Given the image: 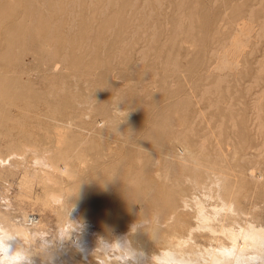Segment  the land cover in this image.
Masks as SVG:
<instances>
[{
    "label": "rangeland",
    "instance_id": "374dc122",
    "mask_svg": "<svg viewBox=\"0 0 264 264\" xmlns=\"http://www.w3.org/2000/svg\"><path fill=\"white\" fill-rule=\"evenodd\" d=\"M55 1H0V30L7 29L0 34V56L8 60L4 57L5 65L0 60V76L9 81L0 96V215L35 216L50 236L52 228L64 227L69 235L64 244L45 237L46 248L57 246L50 245V252L62 253L51 263L60 264L72 256L68 264H98L104 257L118 261L114 264L129 261L127 254L126 262L116 259L124 251L107 247L93 253L98 259L92 252L81 256L82 239L74 236L89 239L92 227L79 216H67L73 223L66 217L74 208L69 197L85 194L101 178L110 180V188L138 183L128 196V217L132 209L137 216L144 212V227L160 232L186 236L197 225L195 198L206 212L214 208L225 217L231 214L228 205L241 225L264 228V0ZM21 3L27 8L30 3L29 10ZM14 31L21 33L13 36ZM190 155L200 170L193 169ZM41 160L54 165L49 169ZM165 162L179 166L170 172L176 179L154 175ZM64 164V172H76L73 178L63 172ZM182 199L187 205L178 207ZM29 224L30 232L38 229ZM235 224V230L243 227ZM43 232L28 249L44 250ZM205 235L193 231L189 247H216ZM32 259L40 264L37 255Z\"/></svg>",
    "mask_w": 264,
    "mask_h": 264
},
{
    "label": "bare ground",
    "instance_id": "6f19581e",
    "mask_svg": "<svg viewBox=\"0 0 264 264\" xmlns=\"http://www.w3.org/2000/svg\"><path fill=\"white\" fill-rule=\"evenodd\" d=\"M2 1V0H0ZM31 1V0H30ZM34 1V0H32ZM58 1V0H57ZM55 1V2H57ZM70 1V0H69ZM74 1V0H73ZM78 2V0H76ZM89 1V0H88ZM145 1V0H144ZM148 1V0H147ZM231 1V0H230ZM229 1V2H230ZM68 2V1H66ZM71 2V1H70ZM107 2V1H106ZM105 2V3H106ZM136 2V1H135ZM261 2V1H260ZM31 3V2H30ZM29 3V7H30V4ZM36 3V2H35ZM58 3V2H57ZM73 3V2H71ZM89 3V2H88ZM142 3V2H141ZM22 4V3H21ZM46 4V3H45ZM64 4H65V1H64ZM133 4V2L131 3ZM144 4V3H142ZM25 6L28 5L25 3L22 4L21 6ZM70 4H68L69 6ZM75 5V4H74ZM90 5V4H89ZM146 5V4H145ZM158 5V4H157ZM55 6L57 7V4H55ZM67 6V5H66ZM66 6H65V9H66ZM67 6V7H68ZM116 6V5H115ZM143 6V5H142ZM28 7V8H29ZM33 7V6H32ZM31 7V9H32ZM44 7V6H43ZM105 7V6H104ZM27 7L25 8L26 11H28ZM69 8V7H68ZM72 8V7H70ZM129 8V7H128ZM168 8V7H167ZM28 9V10H27ZM30 9V10H31ZM58 9V7H57ZM104 9V8H103ZM146 9V8H145ZM159 9V8H158ZM252 9V8H251ZM63 10V9H62ZM105 10V9H104ZM25 11V12H26ZM45 11V10H44ZM64 11H67V10H64ZM129 11V10H128ZM20 12V11H18ZM25 12L23 14H25ZM27 12L29 13V15L33 12H35V10H33V12ZM57 12V11H56ZM68 12V11H67ZM26 13V14H27ZM71 13V14H70ZM70 17L74 14H72V12H70ZM151 13V12H150ZM15 14H17V12H15ZM15 14L13 15L15 17ZM20 14V13H19ZM46 14V13H45ZM62 14V13H61ZM68 14V13H67ZM18 15V14H17ZM16 15V19H17V16ZM47 15V14H46ZM98 15V14H97ZM134 15V14H133ZM132 15V17H134ZM12 16V19L13 18ZM22 16V15H21ZM27 16V15H26ZM25 16V18H26ZM35 16V15H33ZM63 16V15H62ZM62 16H59V17H62ZM55 17V15H54ZM69 17V16H67ZM123 17H125L123 15ZM8 18V21L10 20ZM48 18V17H47ZM64 18V17H62ZM149 18V16L147 17V19ZM248 18V17H246ZM87 19V18H86ZM107 19V18H106ZM136 19V18H135ZM10 20V21H11ZM30 19H28L29 21ZM145 20V18H144ZM143 20V21H144ZM8 21H6L8 23ZM32 21V19H31ZM29 21V22H31ZM34 21V20H33ZM72 21V20H71ZM70 21V23H72ZM216 21V20H215ZM19 22V21H17ZM16 22V24H17ZM24 22V21H23ZM67 22V21H66ZM123 22V21H122ZM146 22V21H145ZM3 23V22H2ZM5 23V24H7ZM13 23H15L13 21ZM34 23V22H33ZM143 23V22H142ZM220 23V22H219ZM10 24V23H9ZM74 24V23H73ZM115 24V23H114ZM131 24V23H130ZM11 25V24H10ZM19 23L16 25V27H20ZM24 25V23H23ZM153 25V24H152ZM30 26V25H29ZM39 26V25H38ZM52 26H54L52 24ZM70 25H68L67 28H69ZM8 27H11L8 25ZM13 29L15 30V25L13 24ZM23 27V26H22ZM21 27V29H22ZM33 27L30 26L29 28ZM4 28V27H2ZM51 28V27H50ZM137 28V27H136ZM139 28V27H138ZM5 29L4 28V31L3 30H0V34H1V31L2 34L5 32ZM12 29V27H11ZM71 29V28H70ZM7 30V29H6ZM17 30V29H16ZM24 30V29H22ZM32 30V29H31ZM67 30V29H66ZM112 30V29H111ZM126 31V30H125ZM136 31V30H135ZM155 31V30H154ZM15 32V31H14ZM10 33L11 35L14 34L17 35L19 33H21V31H17L18 33ZM56 32V31H55ZM67 32V31H66ZM7 33V32H5ZM30 33V31H29ZM50 33V32H49ZM41 34V33H40ZM48 35V34H47ZM133 35V34H132ZM131 35V37H132ZM135 35V33H134ZM45 36V35H44ZM2 37V36H1ZM3 37H6V36H3ZM41 37V35H40ZM43 37V36H42ZM152 37V36H151ZM13 38V37H12ZM10 35H9V40L7 41H10ZM45 38V37H43ZM14 40V39H13ZM12 40V41H13ZM152 40V39H151ZM259 40V39H258ZM2 41H6V40H2ZM224 41V40H222ZM2 42V44L4 43ZM7 43V42H6ZM234 43V42H233ZM232 44V43H231ZM236 44V43H235ZM9 45V43H7V46ZM5 47H7L5 44H4ZM221 48H223V44L220 45ZM255 46V45H254ZM3 48V47H1ZM92 48V47H91ZM217 48V47H216ZM9 49V48H8ZM66 49V48H65ZM2 50V49H1ZM0 50V51H1ZM10 50V49H9ZM140 50H143V49H140ZM4 51V49L2 50ZM0 52V54H2L3 52ZM64 51V50H63ZM6 52V50H5ZM9 53V51H8ZM211 53V52H210ZM140 54V52H139ZM13 55V54H12ZM102 56V55H101ZM0 57V60L2 59L1 63H3V59L5 57V62L8 61L6 60L7 57L3 55H1ZM215 57H217L215 55ZM20 58V57H19ZM220 63H219V66H222L224 67L226 64H225V59L224 58H220ZM144 62V61H143ZM256 63V62H255ZM6 64V63H5ZM4 63L2 65H5ZM139 64V63H138ZM255 65V64H254ZM253 65V66H254ZM257 65V64H256ZM57 66V65H56ZM3 67L0 65V69H2ZM55 69V68H54ZM264 69V68H262ZM207 70V69H206ZM261 71V70H260ZM258 72V70H257ZM256 72V73H257ZM3 74V73H2ZM223 74V73H222ZM226 74V73H225ZM259 74V73H258ZM262 74V73H261ZM209 77V76H208ZM259 77V76H257ZM217 79V78H216ZM221 79V78H220ZM218 79V80H220ZM217 80V81H218ZM223 80V79H222ZM257 81V80H256ZM224 82V81H222ZM9 83L8 79L5 77V76H0V96H2V94L6 91L5 89L7 88V84ZM217 83V82H216ZM253 83V82H252ZM226 84V83H225ZM255 84V83H254ZM257 84V83H256ZM215 85V84H214ZM218 86V85H217ZM216 86V87H217ZM239 88V87H238ZM247 88V87H246ZM219 89V88H218ZM264 89V88H262ZM261 89V90H262ZM260 90V91H261ZM204 91V90H203ZM201 93V92H200ZM207 94V93H206ZM176 95V94H175ZM202 97V95H201ZM230 98V97H229ZM197 99V98H196ZM254 102H257V101H254ZM259 102V101H258ZM253 104V103H252ZM255 106V105H253ZM259 106V105H258ZM209 107V106H208ZM231 107V106H230ZM260 108V107H259ZM209 109V108H208ZM255 109V107H254ZM226 110V109H225ZM207 111V109H206ZM260 111V110H259ZM119 113V112H117ZM198 114V113H197ZM200 115H201V112H200ZM258 116V115H257ZM203 117V116H202ZM197 118V117H196ZM195 118V119H196ZM194 119V120H195ZM255 120V119H254ZM155 125V124H154ZM252 127V126H251ZM250 127V128H251ZM139 128V127H138ZM153 129V128H152ZM204 139V138H203ZM177 141V140H176ZM264 147V146H262ZM235 154V153H234ZM233 154V155H234ZM43 159V157H42ZM178 157L175 158V160H177ZM190 161H193L194 159V165L193 166V169L194 170H200L201 168L199 167V165L197 164L196 162V159H195V156L193 155H190L189 158H188ZM5 161V160H4ZM36 161H40V160H36ZM35 162V161H34ZM36 162V163H38ZM46 162V161H45ZM44 160L42 161L41 160V163H45ZM47 163V162H46ZM44 164L46 166H49V165H54L53 163H47V164ZM178 163L179 164H182V168L183 169L184 167H186V162L185 160L182 161L180 159H178ZM40 164V163H39ZM42 164V166H43ZM65 165V164H64ZM51 166H49L51 169ZM64 167V166H63ZM66 165L65 167L63 168V172L64 170H67L66 169ZM48 168V167H47ZM57 168V166L55 165L54 166V169ZM60 168L58 167V169H56L57 171L59 170ZM155 169V168H154ZM179 169V166L177 165H173L169 162H165L161 167H160V170L158 172H155L154 175L157 176V177H161V174H163L164 177H172L173 179H176L174 178V176H171V175H174V173H170V172H175L176 170ZM55 170V171H56ZM59 172V171H58ZM61 172V171H60ZM59 172V173H60ZM62 172V173H63ZM67 172V171H65ZM64 172V173H65ZM69 172V173H68ZM68 177H72V176H75L76 175V172H72L68 169ZM42 173V172H41ZM136 174V173H135ZM251 174V173H250ZM194 177H193V184H198V175H199V172H195L194 173ZM137 175H135L136 177ZM154 176V177H155ZM138 177V176H137ZM227 176H224V178H226ZM73 178V177H72ZM71 179V178H70ZM163 179V178H162ZM222 179H223V176H222ZM50 180V179H49ZM47 180V181H49ZM168 180V178H167ZM225 180V179H224ZM180 181V180H179ZM110 180H107V178H101L99 179L97 182H95L96 184L94 186H91L89 188H87V192H85V194L83 193H77L74 194V195H71L69 198L71 199L72 201V204L74 205V208L75 211H71L70 214H68L67 210L65 211L66 213V217L67 216H73V218L76 216H79V219L82 218L83 220H87L86 221V225L85 226H90L92 227V230H90L93 235L90 237L89 235L87 236L89 239L85 238V237H79V235L74 236V240L76 239L78 241V239H84L87 241V246H88V256L93 253H96L102 249H105L107 247V250L110 252V250H118L120 253H122V251H124L122 254H116L115 256L118 257L116 259H121L124 260L126 262V260L124 259L125 256L124 254H127L128 256L131 255V253L133 254V257L135 259H137L139 261V264H161V262L165 259H167L168 257H174V259L176 261H179L181 262V264H226V262H229L230 264H240V261L243 259V258H246V257H251L253 255L256 254V245L257 244H264V239H257V237H261V238H264V228H262L261 226H256V225H253L251 223H247L245 222L246 224L245 225H241L238 220L235 219V214L233 213V209L231 206H226L225 207V211L231 213L229 215L226 214L225 217H223V215L221 217L218 216L219 213H217V211H215L214 208H212V211H213V214H211V212H206L205 210V207H203L202 203L200 201H197V199L195 198V200L193 201V204L194 206L196 207L195 209V214H194V220L196 221L197 225H194V226H190L187 231H186V236H179L177 235L176 233L173 232H168L169 230L167 229H164V231L160 232L159 229H157L156 227H144V223H145V220L144 219V216L145 213L143 214L142 213V216H143V219H142V216H137L136 215V212L133 211L132 209V212H131V217L129 216L128 217V212L131 211L130 209V201L128 198L129 195H131V193H133L134 191L137 190L136 186L138 185V183L130 186V188H125V189H122L121 186H116L114 188H110L108 185L110 184L109 183ZM176 182V181H174ZM220 182V181H219ZM218 182V183H219ZM222 182V180H221ZM223 183V182H222ZM90 186V185H89ZM177 186V185H176ZM82 187H84L82 185ZM135 189H133V188ZM179 191V190H178ZM217 193V192H216ZM223 193L224 195H226L227 191L223 189ZM185 195V194H184ZM210 196V195H209ZM152 203L154 202L156 205L155 206H159L160 204H158V202L156 203V199H153L152 196L150 197ZM209 198V197H208ZM188 199V198H187ZM194 199V198H192ZM58 200V199H57ZM182 201V202H181ZM180 202L181 204L178 206V207H181V206H186V200L185 199H182ZM192 202V201H191ZM58 204V203H57ZM63 205L64 207V204L62 203L60 205V207ZM168 205L174 207L173 205H175V203H173L171 200L168 201ZM224 205V204H223ZM169 206V207H170ZM62 207V208H63ZM193 207V206H192ZM61 208V209H62ZM222 208V207H221ZM220 208V209H221ZM66 209V207H65ZM137 210V209H135ZM21 211V210H20ZM70 211V210H68ZM35 212V211H34ZM140 212V211H138ZM137 212V213H138ZM10 215V214H9ZM31 215V214H30ZM158 216V215H157ZM64 217V218H66ZM63 218V219H64ZM70 218V217H69ZM69 218L67 217L68 221ZM81 219V220H82ZM74 220V219H73ZM77 220V219H75ZM157 220V218H156ZM28 221L30 222V225L32 226H37L39 220L37 218H35V216L31 217L30 219H25V214L24 212L17 214L15 215L14 217L12 216V218L10 219H6V216L4 215H0V236L4 235V234H7V235H10L12 237H15V240L12 241V243L17 246V247H21L23 248L26 252H28L29 250H32L31 252L29 251L28 253L33 255L35 252L37 255V259L39 257V261H40V264H53L51 263V260L54 259V257L57 255L55 254V252H59L57 251V248L56 250L53 252H50V245H51V250L52 249H55V247H57L56 245H59L60 244V241H61V244L65 243L66 242V239H68L69 235L68 233L65 231L64 227H55V228H52V233H51V236L49 235L48 233V230L45 229L44 226L40 225V226H37L38 229L35 230V231H31L30 232V229L28 227L27 229V223ZM80 222V220H78ZM77 221V222H78ZM169 221V220H168ZM65 222V221H64ZM71 222V221H70ZM75 221H72L71 223H73ZM165 223V221H164ZM237 224V226H243V227H240L238 230H235L236 226H234V224ZM156 224V223H155ZM235 224V225H236ZM51 225V224H50ZM63 225V224H62ZM133 225H139V227H136L134 230H133ZM164 225V224H163ZM162 225V226H163ZM64 226V225H63ZM71 226H73V224H71ZM161 226V224H160ZM31 227V226H30ZM43 227V228H42ZM50 227V226H49ZM66 227V230H67V225L65 226ZM74 229H75V226H73ZM77 227V226H76ZM199 227H202V228H199ZM32 229L34 227H31ZM36 228V227H35ZM80 228V227H79ZM40 229H45L46 231H40ZM49 231H50V228H48ZM70 229V228H69ZM78 229V228H77ZM79 230V229H78ZM166 230V231H165ZM195 230H205V233H206V240L209 242H214V243H217L216 244V247H204L202 248V251H194V247L191 246L189 247V237L191 235V233ZM43 232L45 234V232H47V235L45 234L44 235V238L46 236L49 235V237L47 238V240L49 239V241H47L48 243H52L54 241H52L53 239H57L59 240L58 244L56 243H53V244H49V247L46 248V238L45 240L43 239L44 243L42 244H45L43 245L45 248L44 250H33V248H31V246L29 245V248L31 249H28V244H30V241L31 243L33 242L32 240H34L35 236L38 234L39 235V232ZM69 231V230H68ZM166 232V233H165ZM168 232V233H167ZM41 233V234H43ZM71 233V232H70ZM77 233V232H76ZM75 233V234H76ZM80 233V232H79ZM74 234V235H75ZM89 234V233H88ZM91 234V233H90ZM179 234V233H178ZM218 234H222L219 238L217 237ZM38 235L36 236V238L38 237ZM94 236V238H93ZM51 237V239H50ZM71 237V236H70ZM38 239V238H37ZM40 239V238H39ZM52 242H51V241ZM65 241V242H62V241ZM195 240V239H194ZM39 241V240H38ZM36 241V244L37 242ZM81 241V240H80ZM94 241V242H93ZM46 242V243H45ZM57 242V241H56ZM74 242V241H73ZM35 243V242H34ZM41 243L37 244V247L40 245H42ZM68 243L70 244L71 242L68 241ZM79 243V241L77 242ZM194 243V242H193ZM33 244V243H32ZM35 244V246H36ZM67 245V246H70V245ZM55 245V247L53 248V246ZM73 245V244H71ZM77 245L78 247V244H74V246ZM34 246V247H35ZM63 246V245H62ZM65 246V245H64ZM65 246V247H67ZM200 245H195V247H198L199 248ZM35 247V248H37ZM38 247V248H39ZM60 247V246H59ZM64 247V251L66 250V248ZM72 247V246H70ZM69 247V248H70ZM37 248V249H38ZM75 248V247H74ZM109 248V249H108ZM40 249V248H39ZM48 249V251H47ZM61 249V248H60ZM68 249V248H67ZM71 249V248H70ZM76 249V248H75ZM63 251V249H61ZM80 247H79V251H80ZM34 251V253H33ZM70 251V250H69ZM67 251V252H69ZM75 252L76 250H72V252ZM103 251V250H102ZM65 252V253H67ZM78 252V250H77ZM81 252V251H80ZM115 252V251H113ZM112 254H115L113 253ZM118 252V253H119ZM60 253V252H59ZM58 253V254H59ZM71 253V252H69ZM79 253V252H78ZM108 253V252H107ZM62 254V253H61ZM61 254L60 255H57L58 258H62L61 257ZM104 254V252H103ZM35 255H33V258H35ZM68 255V254H66ZM96 255V254H95ZM94 254L92 256H94L93 258L97 257L96 259H98L99 256H95ZM108 255H111V254H107V258ZM126 255V256H127ZM65 256V255H64ZM63 256V257H64ZM71 255H68L66 256L67 258H71L70 257ZM82 256V255H81ZM102 253H101V258L100 260L102 259ZM105 256V254H104ZM121 256V257H120ZM91 257V256H89ZM67 258H65V261L67 260ZM77 258H80V257H77ZM82 258V257H81ZM105 258V257H104ZM103 258V259H104ZM113 258V257H111ZM127 258V257H126ZM57 259V258H56ZM73 256H72V260L68 259L70 263L73 262ZM85 259V258H84ZM98 260V262H102L103 264H114V263H117V262H114L116 260L114 259H111L113 260V263H108L110 259L108 260ZM106 259V258H105ZM128 259V258H127ZM62 261L64 260L61 259ZM67 260V261H68ZM94 260V259H93ZM110 260V261H111ZM34 261V259H33ZM38 261V262H39ZM50 263H49V262ZM64 261V262H65ZM66 261V263H67ZM88 261V260H87ZM108 261V262H106ZM130 261V260H129ZM127 261V262H129ZM77 262V259L75 258V261L74 263ZM99 262V263H100ZM126 262V263H127ZM67 263V264H68ZM98 263V264H99ZM101 263V264H102ZM123 263V262H122ZM125 263V264H126ZM34 264H37L36 262ZM39 264V263H38ZM61 264H63V262H61ZM76 264V263H75ZM79 264H80V261H79ZM95 264V263H94ZM120 264V263H118ZM124 264V263H123ZM130 264V263H129Z\"/></svg>",
    "mask_w": 264,
    "mask_h": 264
},
{
    "label": "clouds",
    "instance_id": "9594fccd",
    "mask_svg": "<svg viewBox=\"0 0 264 264\" xmlns=\"http://www.w3.org/2000/svg\"><path fill=\"white\" fill-rule=\"evenodd\" d=\"M75 209H72V212ZM139 227V225H133V230ZM257 239H264L257 237ZM15 237L4 234L0 236V264H34L32 259L33 255L26 252L23 248L15 246L12 241ZM81 252L80 254L84 257L87 256L88 246L87 241L82 239L79 241ZM128 260L132 264H139V261L133 257V254L129 256ZM53 264H60V261L54 260ZM161 264H181V262L176 261L174 257H168L163 260ZM240 264H264V244L256 245V254L251 257L243 258Z\"/></svg>",
    "mask_w": 264,
    "mask_h": 264
}]
</instances>
